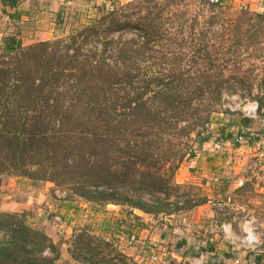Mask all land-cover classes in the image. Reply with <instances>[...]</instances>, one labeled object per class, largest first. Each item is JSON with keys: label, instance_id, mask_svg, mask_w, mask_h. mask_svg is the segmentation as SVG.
<instances>
[{"label": "trees", "instance_id": "1", "mask_svg": "<svg viewBox=\"0 0 264 264\" xmlns=\"http://www.w3.org/2000/svg\"><path fill=\"white\" fill-rule=\"evenodd\" d=\"M150 1L151 6L145 7ZM185 1L175 0V9ZM196 1L217 12L210 20L211 27L221 24L217 16L224 15L226 0ZM141 2L144 4H104L90 25L66 40L26 48L16 35H10L0 47V175L70 188L96 206L127 207L131 211L126 222L131 227L121 223L118 230L129 236L133 235L132 226L139 224L135 210L150 216L165 214L160 203L149 207L139 195L168 201L178 189L173 180L185 155L179 150L171 162L169 157H159L164 136L174 130L190 139L198 127L206 129L214 112L210 110L219 103L226 83V70L219 65L224 45L228 41L231 46L252 42L255 33L249 23L264 18V10L233 14L230 28L224 23L219 27L224 32L220 46L198 47L192 59L201 67L186 71L181 68L189 56L185 53L157 57L163 42V9L156 12L160 6L156 0ZM2 4L16 10L18 0H2ZM16 13L9 17L15 19ZM187 16L188 12H183L180 19L187 22ZM132 31L143 39L140 48L130 42L116 44V35ZM206 37L202 34L203 41ZM137 57L145 63V59L158 62L160 69L147 72L145 67L143 72ZM167 60L178 66L162 69ZM185 122L188 125L180 127ZM251 123L244 120L247 128ZM245 136L264 147L261 133L248 131ZM214 138L217 147L223 148L226 137ZM190 151L193 160L200 157ZM3 230L11 233L12 244L0 248V264L55 263L56 258L33 254L27 247L29 243L37 247L47 243L54 254V244L43 233L0 221ZM93 238L88 230L80 231L72 244V259L108 264L102 249L111 245L104 241L96 244ZM172 238L174 241L167 243L170 253L200 257L205 252L202 242L188 235ZM234 251L226 255L227 260ZM226 263L216 255L206 264ZM247 264H263L261 255L247 254Z\"/></svg>", "mask_w": 264, "mask_h": 264}, {"label": "rangeland", "instance_id": "2", "mask_svg": "<svg viewBox=\"0 0 264 264\" xmlns=\"http://www.w3.org/2000/svg\"><path fill=\"white\" fill-rule=\"evenodd\" d=\"M37 1L32 0L29 4L32 14L33 8H36H32V5ZM156 1L160 5L156 12L163 9L160 14L163 42L157 48V57L162 59L167 55L170 58L174 54L185 53L189 56L182 62L181 68L186 71L194 70L197 66L201 67V64L193 62L195 50L198 47H202L203 50L204 45L208 44L219 47L224 33L219 27L224 23L230 28L233 24L231 20H234L233 14L245 10L237 3L229 1L225 4L224 15L217 16L221 24L211 27L210 20L213 15H218L217 12L216 14L211 12L208 6L199 4L196 0H186L177 9L174 6L175 0ZM93 2L94 0H63L61 2L63 6L57 7L51 6L45 0L38 1V4L49 5L40 8L45 13L44 17L40 20L39 14L36 13L38 17L33 18V21L30 16L28 21L24 20V22L18 16L9 19L8 9L0 2V47L3 40L10 35H16L26 48L44 42L45 39H50V42L69 39L74 33L93 22V17L97 13L95 5H92ZM116 2L122 6L129 3L144 4L141 0H116ZM168 2L172 5L167 6ZM151 3L152 1L146 3L145 7L151 6ZM22 4L23 0H20L18 10L22 8L21 12L26 6L22 7ZM33 6H37V3ZM183 12H188L187 22L180 19ZM251 13L259 14L258 11ZM17 14L20 15L19 12ZM249 24L252 25L255 33L252 42L231 46L232 41H228L229 44L226 43L222 49L223 55L219 65L226 70V83L221 91L219 103L211 105L210 111H214L208 122L211 130L203 131L198 127L195 133L190 135V139L172 130L161 142L163 146L158 154L159 157L163 155V159L169 157L171 162L176 158L175 153L179 150L185 155L173 180V186L178 189L168 201H161L158 197L148 195H139L137 198H141L140 200L149 207H155L160 203L161 211L165 214L145 217L144 213L135 210L134 213L139 217H145L147 222H143L144 227L137 228L136 232H133L134 235L129 236L118 230V225L121 223L127 228L131 227V224L126 222L127 213L131 211L127 207L96 206L74 195L70 188H61L51 183H32L12 176L0 175V221L23 224L35 232L43 233L54 244V254L47 248V243L41 247L29 243L27 247L33 254L56 258L54 264H83L74 261L70 253L72 244L83 230L91 233L96 244L104 241L111 245L102 249L103 257L109 261L108 264H198L202 261L199 257L191 254L182 257L167 250L169 245L167 239L171 235L184 233L196 235L205 241V261L216 255L221 257L225 251L229 252V247H234L241 260L238 263L233 261L228 264H247L246 254L264 251V224H262L264 217L257 215L260 209L253 204L258 200L262 205V201H259L261 198L253 199L255 191L253 182L257 175L253 164L256 160H264V157H259L258 142H251L245 136L248 131L253 133L261 131L264 139V18L255 19ZM202 34L207 35L204 41ZM114 40L119 45L130 42L136 49L143 43L137 31L118 34ZM137 60L143 67V72L146 68H148L147 72L160 69L156 61L145 59V63L139 57ZM162 65V69H169L177 67L178 63L167 60ZM253 102L259 105L258 119L247 128L244 124L245 116L242 108ZM185 125L187 126L188 123L185 122L180 127ZM198 132L201 135H198ZM216 135L225 136L228 140L223 148H218L215 144ZM241 136L246 142L237 141ZM209 137L212 139L209 140ZM190 149L198 152L200 157L193 160L189 156ZM238 178H243L244 184L237 189L235 182ZM227 195L232 201L228 200ZM134 197L136 196L133 195L132 198ZM160 197L164 199L163 195ZM247 221L253 222L254 234L260 240V244L256 247L242 243L245 238L242 227ZM222 225L231 227L233 232L231 237L234 240L226 239L221 230ZM164 235H168L165 240H163ZM11 238L8 230L0 231V248L11 246ZM115 251L124 255L125 259L117 257Z\"/></svg>", "mask_w": 264, "mask_h": 264}, {"label": "crops", "instance_id": "3", "mask_svg": "<svg viewBox=\"0 0 264 264\" xmlns=\"http://www.w3.org/2000/svg\"><path fill=\"white\" fill-rule=\"evenodd\" d=\"M33 1H35V0H33ZM37 1V0H36ZM38 1H41L42 2V0H38ZM38 1L37 2H35L33 5H35L36 3H37V6H33L32 5V8L33 7H36V8H33V14H32V9L30 8V2H32V0H23V4L21 5L22 7H24L25 5L27 6H25V8H24V11H22L21 12V10H22V8L21 9H19L18 10V8H19V5H20V0H18V4H17V8H16V10H11L9 7H6V6H4L3 4H2V0H0V2H1V4L6 8V9H8V17H9V14L12 12V14H15L16 12H19V14L20 15H15V17L16 16H18L20 19H21V21L22 22H24V20L25 21H28V17H32V21L34 20L33 18H35V17H38L37 15H36V13H38L39 14V19L41 20L43 17H44V15H45V13H43L42 12V10H40V8H42L43 6L46 8V7H49V5H41L40 3L38 4ZM47 3H50V5L51 6H63L62 5V1L63 0H45ZM119 1H121V0H119ZM229 1H233V2H235V3H237V5L238 6H241V7H244L245 9H247V10H249V11H251V12H254V11H258V12H261V11H263L264 10V0H226V3L227 2H229ZM113 2H116V0H94V2H93V4L92 5H95V11H97V13H95V15H94V19H93V21L97 18V16H98V10L100 9V7H102L104 4L105 5H107V6H109L111 3H113ZM97 4V5H96ZM28 8V9H27ZM25 10H28V12H26ZM30 11H31V13H30ZM41 17V18H40ZM60 18H61V16L59 17V19L58 20H60ZM9 19H11L10 17H9ZM44 21V20H43ZM57 32L55 33V35L57 36ZM39 37V36H38ZM49 38V37H48ZM55 37L53 36V39H54ZM46 41H50V39H45V41L44 42H46ZM262 121V120H261ZM260 122H258V124H259ZM250 125H252V123L250 124ZM250 125H249V127H250ZM254 125H256L257 126V124H254ZM258 132H260V133H262L261 131H258ZM228 140L226 139V141H225V143L227 142ZM209 143L210 144H213L211 141H209ZM209 157H210V155H209ZM195 161H197V160H195ZM194 161V162H195ZM193 162V163H194ZM212 167H210V169H211ZM253 168L255 169L254 170V172L255 171H257V175L255 176V181L253 182V185L255 184V191H254V194H253V199H259V198H261L259 201H262V205L260 204V202H258V200H257V202L256 203H253L254 205H256V208L257 209H260V211H258L257 212V215H260V216H263L264 217V160H262V159H259V160H256L255 162H254V164H253ZM262 171V174H260V172ZM210 180H212V178H210ZM209 184H211V181H210V183ZM208 184V185H209ZM243 184H244V181H243V178L242 179H239L238 178V180L235 182V186H236V188L238 189V188H240V187H242L243 186ZM230 185H232V183L230 184ZM228 196V200L229 201H232V198L229 196V195H227ZM209 199H211V197H209ZM231 199V200H230ZM260 205H261V207H260ZM242 209V208H241ZM244 209V208H243ZM237 210V209H236ZM255 213V212H254ZM135 214V213H134ZM137 217H138V219H139V224H138V226H132L133 227V232L135 233L136 232V229L137 228H141V227H144V223L143 222H147L144 218L145 217H147V215L146 214H143L145 217H143V216H141V217H139L137 214H135ZM262 224H264V221H262ZM130 229V228H129ZM135 229V230H134ZM144 230V232H147L145 229H143ZM142 230V231H143ZM134 233H133V235H134ZM176 235H179V234H176ZM185 235H190V237H192V238H195L197 241H201L202 242V244L204 245V243H205V241L203 240V239H200L201 237H198V236H196V235H192V234H186V233H184V234H182V235H179V236H185ZM168 235H164L163 236V240H165L166 239V237H167ZM173 236L171 235V237H169L168 239H167V241H168V243L169 242H173L174 240H173V238H172ZM231 250H235L234 252H233V254H232V256H231V258H230V260H227V258H226V255H228L230 252H231ZM222 254H224V255H222L221 257L225 260L226 259V264H228V263H230V262H233V261H235L236 263H238V262H240V257H239V255H238V251L236 250V248H234V247H229V252H224V253H222ZM256 254V253H255ZM258 254H260L261 255V259H262V262H263V264H264V251H259L258 252ZM225 256V257H224ZM245 258H246V262H247V254L245 255Z\"/></svg>", "mask_w": 264, "mask_h": 264}, {"label": "built area", "instance_id": "4", "mask_svg": "<svg viewBox=\"0 0 264 264\" xmlns=\"http://www.w3.org/2000/svg\"><path fill=\"white\" fill-rule=\"evenodd\" d=\"M237 111V110H235ZM258 111H259V105L258 103H249L245 106H243L242 108V113L243 115L245 116L244 118L245 119H248V120H257L258 119ZM206 129L208 130H211V127L209 125L206 126ZM220 137V136H218ZM250 140V138H248ZM237 141L239 143H243V142H246L244 141L243 139V136L237 138ZM257 146L259 148V157L260 158H263L264 157V147H263V144L261 142H258L257 143ZM59 220V219H58ZM252 224L253 222H250V221H247L243 224V227H242V230L244 231L245 233V238L243 239L242 243L246 246H249V247H256L260 244V240L257 236H255L254 234V231H253V228H252ZM221 230L223 232V234L226 236V239L229 241V240H234L232 239V229L230 226L228 225H222L221 226ZM204 253L201 254V256L199 258H201V262H199L198 264H206L207 261L204 260ZM212 258V257H211Z\"/></svg>", "mask_w": 264, "mask_h": 264}]
</instances>
